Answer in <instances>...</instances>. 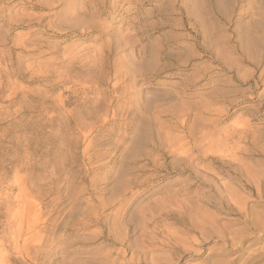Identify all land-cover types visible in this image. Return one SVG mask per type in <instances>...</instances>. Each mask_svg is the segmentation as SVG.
<instances>
[{
    "label": "rangeland",
    "instance_id": "1",
    "mask_svg": "<svg viewBox=\"0 0 264 264\" xmlns=\"http://www.w3.org/2000/svg\"><path fill=\"white\" fill-rule=\"evenodd\" d=\"M0 264H264V0H0Z\"/></svg>",
    "mask_w": 264,
    "mask_h": 264
},
{
    "label": "bare ground",
    "instance_id": "2",
    "mask_svg": "<svg viewBox=\"0 0 264 264\" xmlns=\"http://www.w3.org/2000/svg\"><path fill=\"white\" fill-rule=\"evenodd\" d=\"M250 39H251V38H250ZM248 41H249V40H247V42H248ZM251 42H253V40H252V39H251ZM249 45H251V43H250V44H247V46H244V45H243V46H244V47H245V49H246V48H248V47L250 48V46H249ZM258 45H259V44H258ZM243 46H242V48H243ZM245 49L243 48V51H244ZM241 50H242V49H241ZM246 52H247V51H246ZM248 52H250V51H248ZM250 53H251V52H250ZM243 54H244V53H243ZM245 54H246V53H245ZM249 55H250V54H249ZM245 56H246V55H245ZM192 208H194V207H192ZM198 210H199V209H198Z\"/></svg>",
    "mask_w": 264,
    "mask_h": 264
}]
</instances>
